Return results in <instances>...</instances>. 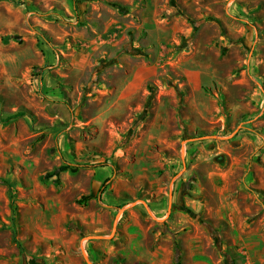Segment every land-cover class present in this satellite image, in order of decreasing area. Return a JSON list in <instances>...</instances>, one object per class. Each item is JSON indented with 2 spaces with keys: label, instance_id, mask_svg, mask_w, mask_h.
Instances as JSON below:
<instances>
[{
  "label": "rangeland",
  "instance_id": "rangeland-1",
  "mask_svg": "<svg viewBox=\"0 0 264 264\" xmlns=\"http://www.w3.org/2000/svg\"><path fill=\"white\" fill-rule=\"evenodd\" d=\"M205 58L195 92L181 65ZM146 66L110 117L107 85ZM240 130L249 170L224 175ZM0 179V264H143L155 237L162 264H264V0H0Z\"/></svg>",
  "mask_w": 264,
  "mask_h": 264
},
{
  "label": "crops",
  "instance_id": "crops-1",
  "mask_svg": "<svg viewBox=\"0 0 264 264\" xmlns=\"http://www.w3.org/2000/svg\"><path fill=\"white\" fill-rule=\"evenodd\" d=\"M215 18H220L221 16H214ZM230 33V32H228ZM220 34L222 38H225L229 43V34ZM247 37V36H246ZM224 45V54L223 59H228V54L231 52V49L233 47L231 41L229 44ZM226 57V58H225ZM182 72L186 76V80L188 81L189 85L191 86L192 90L195 92H199L201 90L202 85H208L214 80L216 76V64L214 63V60L210 58H205L201 60H196V61H188L186 64L181 65ZM231 70V69H230ZM228 71L227 69V74L230 75L229 73L232 71ZM226 71L224 70L220 74H224ZM154 74V71L151 67L146 66L142 67L139 70L138 73V81L135 79H131L130 77H126L121 81L112 80L110 82V117L111 116H116L118 113L120 114L121 109H124L125 107H128L130 104L131 99H134L136 97L137 93V85L136 83L139 82V87L145 88L146 87V82L148 79H150ZM60 102H57L55 105V108L61 109L66 111L68 113V108L64 102L59 100ZM189 107L194 111V113L202 118H206L208 113L216 109L217 105L215 102L210 100V98L202 95L200 100H197L193 98L190 100ZM56 130V134H59L58 136V144L62 145L63 142H65L66 135L64 131L58 130L57 127H52L50 128V132L54 133ZM114 131V130H113ZM59 132V133H58ZM242 130L238 132L236 137H234L233 140H231V143L236 142L237 145L233 146L238 148L237 151H239L238 156L236 155H231L229 151H227L226 148H220L217 146L220 150H224V152L229 153V156L231 157V166L226 167L224 170L223 174L226 175L227 173H232L234 170V162L238 160V162H241L242 168L245 169L247 164H248V158L245 156L246 150L249 148H253V145L257 142L256 138L253 134L252 136H249L248 134H243ZM155 138L153 136H150V140H154ZM211 155V154H210ZM249 170V168H246ZM247 170H245L243 173V176L247 174ZM248 175V174H247ZM99 187V186H98ZM101 191V188H99ZM228 225L233 228H237L236 223L233 221L228 222ZM236 226V227H235ZM239 238L244 240V236H241L239 233H237ZM138 245H143L142 240H137ZM160 239L155 237L152 241L146 244L145 248H139V252L136 250L134 251V254L132 256L137 257L136 259L138 261H141L143 264H162L161 260V255L167 254L168 252H171V249L169 246H164L159 243ZM245 241L242 243L244 244ZM246 244V243H245ZM251 244V243H250ZM137 262H132L131 264H136ZM65 264H71L69 262H65Z\"/></svg>",
  "mask_w": 264,
  "mask_h": 264
},
{
  "label": "trees",
  "instance_id": "trees-1",
  "mask_svg": "<svg viewBox=\"0 0 264 264\" xmlns=\"http://www.w3.org/2000/svg\"><path fill=\"white\" fill-rule=\"evenodd\" d=\"M184 17H185L189 22H191V24H192L193 26L196 25V22H193L192 19H191L190 17H188V16H184ZM122 50H123L124 52H132V50H131L129 47H125V48H123ZM204 90H205V88H204ZM220 112H221L222 114L226 115V110H225V108H224V105H223V102H222V101L220 102ZM23 115H25V112L17 111V112H15L14 114L8 116V117H7V121H8V120H11V119H15V118L20 117V116H23ZM0 182L5 183V181L2 180V179H0ZM12 193H13V192H12Z\"/></svg>",
  "mask_w": 264,
  "mask_h": 264
},
{
  "label": "water",
  "instance_id": "water-1",
  "mask_svg": "<svg viewBox=\"0 0 264 264\" xmlns=\"http://www.w3.org/2000/svg\"><path fill=\"white\" fill-rule=\"evenodd\" d=\"M232 134H234V132H233ZM205 137L215 138L216 136H205ZM218 137H219V138H225V137H222V136H218ZM116 223H117V220L114 221V224H113L112 231H111V234H110V235H112V234L114 233L115 228H116ZM102 237H105V236L100 235V234H95V235H90V236H88V239H90V238H102ZM82 254H83L85 260L88 262V264H92V262H91L90 259L87 257V255L85 254L84 251H82Z\"/></svg>",
  "mask_w": 264,
  "mask_h": 264
}]
</instances>
